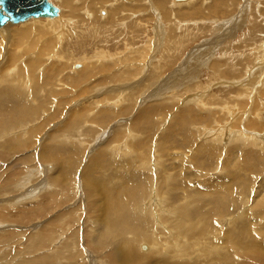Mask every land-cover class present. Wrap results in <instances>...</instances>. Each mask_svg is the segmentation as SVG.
<instances>
[{
    "label": "rangeland",
    "instance_id": "374dc122",
    "mask_svg": "<svg viewBox=\"0 0 264 264\" xmlns=\"http://www.w3.org/2000/svg\"><path fill=\"white\" fill-rule=\"evenodd\" d=\"M54 2L0 40V264H264V0Z\"/></svg>",
    "mask_w": 264,
    "mask_h": 264
},
{
    "label": "bare ground",
    "instance_id": "6f19581e",
    "mask_svg": "<svg viewBox=\"0 0 264 264\" xmlns=\"http://www.w3.org/2000/svg\"><path fill=\"white\" fill-rule=\"evenodd\" d=\"M50 1V0H49ZM54 1H58V3H59V1L60 0H54ZM54 1H52L51 0V2L53 3V5L55 6V2ZM72 1H74V0H72ZM89 1V0H88ZM178 1V0H177ZM65 2H67V1H65ZM130 2V1H129ZM178 2H180V1H178ZM62 3H64V0H61V2H60V4L62 5ZM113 3V2H112ZM161 3V2H160ZM70 4V3H69ZM59 5V4H58ZM60 5V6H61ZM74 5V4H73ZM173 5V4H172ZM161 6H163V8H164V5L163 4H161ZM160 6V7H161ZM176 6H178V7H180V5H176ZM59 10V9H58ZM245 10V9H244ZM124 11V10H123ZM251 11V10H250ZM88 12V11H87ZM59 13H60V11H59ZM59 13H58V15L55 17V18H58L57 20H59V21H57V20H55V21H52V22H48V21H44V19H46V20H54L55 18H33V19H29V20H27V21H25V22H22V23H20V24H23V23H26V22H28L26 25L24 24V25H21V26H23L22 28H27V27H36V28H32V32H34L35 34H36V37L39 39V40H42L43 38H45V37H47L48 35H51V33L53 32V31H57L58 29H61V30H63V28L65 27L64 26V24L62 25V26H60V24H61V22H62V18L61 17H59ZM246 13V12H245ZM89 14V13H88ZM86 15V14H85ZM65 17V16H64ZM66 18V17H65ZM81 18V17H80ZM43 20V21H32V20ZM238 19V18H237ZM29 21H31V22H29ZM84 21V20H83ZM37 22H47L48 24H50V30H49V27L48 26H46V27H44V26H42L41 24H39V25H37ZM20 24H12V23H8L5 27H3V28H1L0 29V40H3L4 41V39H3V36L4 37H6V39H8L9 40V36H8V33L9 32H11V35H10V39H12V41H13V43L16 45V46H21V45H23V43L25 44V42H24V40L27 38V34L22 30V28L21 29H18V30H14V29H12V28H10L11 26H17V25H20ZM59 25V26H58ZM13 26V27H14ZM26 26V27H25ZM257 28H259L258 26H257ZM12 29V30H11ZM60 30V31H61ZM258 31H259V29H257ZM59 32V31H58ZM252 33H254V34H256V31H255V28L253 29V31H252ZM56 34H57V32H56ZM53 37H57V35L56 36H54V35H52ZM60 36V35H59ZM58 36V37H59ZM62 43V42H61ZM47 46H53L54 45V42H53V39L52 40H48V42L47 43H45ZM0 47H2V44L0 43ZM141 52V51H140ZM253 55H259L258 57L256 56L255 58H256V65H258V64H260L261 65V63H262V67L261 66H259L258 68H257V66L255 65V67L254 68H256L255 69V71L256 70H258V69H263V67H264V42H262V43H260L259 45H258V47L256 48V49H254L253 50ZM145 54H146V52H145ZM147 55H149L148 54V52H147ZM145 58V57H144ZM145 60V59H144ZM261 63H260V62ZM80 62V61H79ZM35 63H37L38 64V61L37 62H35ZM152 64V63H151ZM31 65V64H30ZM34 65V64H33ZM214 67H211V69L212 70H215V67H216V63L215 64H212ZM35 66V65H34ZM136 67V66H135ZM131 68V67H130ZM138 69V68H137ZM84 72V71H83ZM248 73H250L251 72V69H250V71H249V69H248V71H247ZM71 73H73V72H71ZM129 74V73H128ZM138 74H140V73H138ZM133 75V74H132ZM261 79V78H260ZM144 80V79H143ZM262 83H263V85H264V80H263V77H262ZM10 82H11V80H10ZM261 83V82H260ZM140 85V84H139ZM262 85V84H261ZM263 87V86H262ZM261 88V87H260ZM253 91V90H252ZM18 93V92H17ZM160 95V94H159ZM163 96V95H162ZM158 98V97H157ZM257 118V117H256ZM259 118V117H258ZM260 119V118H259ZM80 122V121H79ZM77 126V125H76ZM255 127H257V125L255 124L254 125ZM259 129L261 128L260 126L258 127ZM13 178V177H12ZM214 185V184H213ZM44 187V186H43ZM51 187V186H50ZM49 187V185L46 187V188H50ZM216 194V193H215ZM221 195V194H220ZM25 196H27V195H25ZM24 197V196H23ZM24 199H25V197H24ZM131 199V198H130ZM202 199V198H201ZM211 200H212V198H210ZM209 199V200H210ZM214 199V198H213ZM202 200H204V197H203V199ZM206 201H208L207 200V198L205 199ZM217 200V199H216ZM216 200H214V201H216ZM205 201V202H206ZM227 201V200H226ZM209 202V201H208ZM19 203V202H18ZM158 204V201H154L153 202V204ZM161 203V202H160ZM209 203H211V202H209ZM221 203H224L223 201L221 202V201H219V200H217L216 202H215V206H218L217 204H221ZM230 203V202H229ZM152 204V205H153ZM212 204V203H211ZM115 205V204H114ZM207 204H205V203H203V205L201 206V207H199L197 210H199V211H197L196 213H200L202 216H203V223L205 224V226H206V229H205V231L204 232H202V233H197V228L193 225V223H192V221H193V218H194V216L196 215L195 214V211H194V213L193 214H190V213H185V214H183L184 215V217H185V219H187L188 221H189V223H188V226H190V228H189V230H187V228H186V226H185V230H187V231H184V235H185V233H186V235L189 237V238H191V240L192 239H194L197 235H206V236H208V238H209V235H207V232H208V230H209V228H211V219H212V217L213 216H216V213L218 212V211H220V212H222V210H225L224 208L225 207H223V205H222V207H220V208H218L216 211L217 212H215V209H214V205L211 207V209L210 210H208L207 212H204L203 210V206H206ZM226 205H227V202H226ZM229 205V204H228ZM159 207L161 206V205H158ZM219 212V213H220ZM184 219V220H185ZM123 221V220H122ZM186 221V220H185ZM184 221V222H185ZM118 222V221H117ZM120 222V221H119ZM187 222V221H186ZM183 225L184 224H182V229H184L183 228ZM187 225V224H186ZM113 228V227H112ZM181 229V230H182ZM113 230V229H112ZM128 230V229H127ZM131 230H133V231H131ZM240 230H242V231H245V228L243 227V228H241ZM126 231V230H125ZM128 231H131L132 232V235L131 236H133V234H134V236H133V238H136L137 240L139 239V238H141V235L139 234V232L141 233V231H134V229L133 228H130V230H128ZM194 232H196V233H194ZM206 233V234H205ZM209 233H210V230H209ZM127 234V233H126ZM131 234V233H130ZM246 234V233H245ZM186 236V237H187ZM245 236V239H246V237H247V235H244ZM150 237V236H149ZM124 238V239H123ZM151 238H153V237H151ZM185 238V237H184ZM111 239V238H110ZM120 239V238H119ZM122 239L123 240H125V236H123L122 237ZM212 239V238H211ZM232 239V238H231ZM245 239H244V242H245ZM241 241V240H240ZM115 242V241H114ZM212 242V241H211ZM211 242L209 243V245L211 244ZM226 242V241H225ZM228 242H230V239L228 240ZM242 243V242H241ZM127 246H126V245ZM125 244H123L122 245V247H121V249H120V251H121V254H120V256L118 257V259H119V261H117V260H113V258H111V264H148V262L145 260V259H143V258H139L138 257V255L137 254H135L134 253V248L132 247V246H130L129 247V243H125ZM151 244V243H150ZM152 245V244H151ZM212 245H213V243H212ZM211 246V245H210ZM215 246V245H214ZM213 246V247H214ZM226 246H227V244H226ZM229 246V245H228ZM142 248V247H141ZM225 248V247H224ZM214 250H213V252L215 251V249H217V247L215 246V248H213ZM143 250H147V247H145V248H143ZM151 250H153V248L151 249ZM220 250H221V248H220ZM204 251V250H203ZM208 250H207V248H206V251L205 252H207ZM218 251V250H217ZM225 251H226V249H225ZM150 252H152V251H150ZM202 252V251H201ZM212 251L210 250V253H211ZM212 252V253H213ZM183 253H185V254H187V252H183ZM204 252H202V254H203ZM207 253H209V252H207ZM211 253V254H212ZM151 254V253H150ZM181 254H182V252H181ZM210 254V255H211ZM215 254V253H214ZM229 254V253H228ZM206 255V254H205ZM204 255V256H205ZM208 255V254H207ZM219 255V254H218ZM222 255V254H221ZM246 256H250L248 253H246L245 254ZM188 256V255H187ZM203 256V255H202ZM213 256H215V255H213ZM212 256V257H213ZM217 256V255H216ZM227 256H231V255H227ZM208 257H210V256H208ZM159 258V257H158ZM206 258V257H205ZM181 259V258H180ZM204 259V258H203ZM231 259V258H230ZM246 259V258H245ZM260 259H262V261L264 260V257H261ZM172 262H173V257H172ZM224 260H225V257H224ZM228 260V259H227ZM252 260V259H251ZM251 260H250V262H251ZM248 261V260H247ZM246 261V262H247ZM153 262H156V261H153ZM177 262V261H176ZM185 262V261H184ZM218 262H221V261H219V259H218V261L217 260H215V261H208V262H206V263H202V264H218ZM229 262H230V260H229ZM228 262V264H230ZM260 262V261H259ZM174 263V262H173ZM197 262H195V264H196ZM222 263V262H221ZM150 264H152L151 262H150ZM172 264V263H171ZM186 264V263H185ZM191 264V263H190ZM201 264V263H200ZM222 264H227V262H224V263H222ZM233 264V263H232Z\"/></svg>",
    "mask_w": 264,
    "mask_h": 264
},
{
    "label": "water",
    "instance_id": "95a60500",
    "mask_svg": "<svg viewBox=\"0 0 264 264\" xmlns=\"http://www.w3.org/2000/svg\"><path fill=\"white\" fill-rule=\"evenodd\" d=\"M181 1V0H178ZM59 10L49 0H0V29L33 18H55Z\"/></svg>",
    "mask_w": 264,
    "mask_h": 264
}]
</instances>
